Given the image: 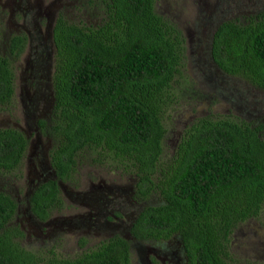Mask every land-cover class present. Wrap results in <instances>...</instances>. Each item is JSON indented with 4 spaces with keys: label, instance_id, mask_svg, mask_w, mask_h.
<instances>
[{
    "label": "trees",
    "instance_id": "trees-1",
    "mask_svg": "<svg viewBox=\"0 0 264 264\" xmlns=\"http://www.w3.org/2000/svg\"><path fill=\"white\" fill-rule=\"evenodd\" d=\"M96 22L75 21L59 12L51 27L52 108L39 123L55 141L49 160L59 177L69 176L85 147L119 158L136 176L137 192L156 190L130 226L137 238L176 233L190 264H250L228 246L233 225L264 213V119L204 114L188 123L169 156H162V112L183 57L181 29L156 11L155 0H98ZM25 33H11L0 52V107L11 100L13 69ZM210 53L223 71L264 88V9L243 20L229 17L214 27ZM21 129L0 126V168L18 165L26 146ZM97 156V155H96ZM99 158V157H98ZM55 178L38 183L28 199L44 218L61 203ZM16 206L0 190V264H129L122 236L101 240L73 257L42 260L18 241L8 226Z\"/></svg>",
    "mask_w": 264,
    "mask_h": 264
},
{
    "label": "rangeland",
    "instance_id": "rangeland-1",
    "mask_svg": "<svg viewBox=\"0 0 264 264\" xmlns=\"http://www.w3.org/2000/svg\"><path fill=\"white\" fill-rule=\"evenodd\" d=\"M154 7L181 29L184 38L180 70L162 112V156L170 155L184 127L200 115L264 119V88L223 71L210 53L211 34L218 21L229 17L243 20L263 10L264 0H155ZM59 12L90 23L100 19L103 9L98 0H0V52L7 53L11 33L26 35L22 50L9 55L13 93L0 107V126L19 128L27 137L18 165L10 170L0 168V190L16 201L7 221L8 226L21 229L14 237L42 260L51 255L76 256L110 235L127 236L137 209L160 200L154 189L146 195L137 192L135 174L119 158L98 156L85 147L76 154L70 175L58 183L61 203L50 207L44 218L31 212L28 197L36 181L32 174L49 163L48 151L55 141L36 123L51 114L50 26ZM138 241L129 247V264H141L142 252L136 247L144 250L148 244H163L155 239ZM228 246L238 261L264 264V213L237 221Z\"/></svg>",
    "mask_w": 264,
    "mask_h": 264
},
{
    "label": "flooded vegetation",
    "instance_id": "flooded-vegetation-1",
    "mask_svg": "<svg viewBox=\"0 0 264 264\" xmlns=\"http://www.w3.org/2000/svg\"><path fill=\"white\" fill-rule=\"evenodd\" d=\"M55 16H54V18H55ZM54 18H53V20H54ZM52 24H53V21H52ZM52 24L50 26V39H51V42H52V37H51ZM51 46H53V43H52ZM49 81H50V94H52L51 75H50ZM52 100H53V97L51 99V102H52ZM51 108H52V103H51ZM48 118L46 119L47 121H48ZM36 124H37L38 127L40 125V128H43L40 123H36ZM44 129L47 130V128H45V127H44ZM26 139H27V137H26ZM26 144H27V141H26ZM48 156H49V151H48ZM49 159H48L49 163L46 164V162H45V166H40L39 170L33 172V174H32L33 175V179L36 180V181H34L35 185L32 187L30 193L32 192L33 188L38 183H40L43 180H46L48 178H51V179L55 178L56 182L58 184L59 181L63 179V177H59V176L56 175L53 167L51 166V163H50ZM29 207H30V204H29ZM141 207H139L137 209V211L135 212V214H133V217L129 221L128 228H127V233H128L127 236H122L125 239H127L128 249H130L129 247L132 246L133 244H136V243L140 242L138 240L142 239V238H137L136 236H134L130 232V226H131L132 222L134 221V219L136 217V214L138 213V210ZM112 236H117V235H112ZM112 236L110 235L108 237H112ZM142 240H152V239L143 238ZM155 240H162L163 244H159L157 246H154V245H151V244H148V245L145 244L147 246L144 248V250L140 249V247H136V249L138 248V250H141V252H142V256H140L141 264H190L189 263V257L186 254V252H185V250H184V248L182 246V242H181L179 236L176 233L173 232V233L169 234L168 236H164L162 238H156ZM150 251L152 253L149 254ZM182 251L184 252L183 254L181 253ZM129 259H130V250H129Z\"/></svg>",
    "mask_w": 264,
    "mask_h": 264
}]
</instances>
